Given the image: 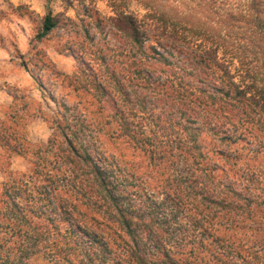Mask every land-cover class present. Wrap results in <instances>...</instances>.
<instances>
[{"label":"clouds","instance_id":"9594fccd","mask_svg":"<svg viewBox=\"0 0 264 264\" xmlns=\"http://www.w3.org/2000/svg\"><path fill=\"white\" fill-rule=\"evenodd\" d=\"M68 21L63 52L49 37ZM262 39L264 8L251 0H0V65L13 68L0 72V90L16 95L23 61L56 102L45 99L39 114L54 178L44 173L41 188L26 168L31 182L14 199L0 178V264H264V102L259 84L241 77L238 53ZM62 54L99 107L82 111L45 79L46 69L78 78L60 70ZM18 113L8 101L0 126L31 144L35 114ZM6 155V175L16 176ZM20 156L39 169L29 150ZM33 183L47 198L39 208ZM145 226L155 248L133 235ZM29 239L39 242L24 256Z\"/></svg>","mask_w":264,"mask_h":264},{"label":"rangeland","instance_id":"374dc122","mask_svg":"<svg viewBox=\"0 0 264 264\" xmlns=\"http://www.w3.org/2000/svg\"><path fill=\"white\" fill-rule=\"evenodd\" d=\"M73 31V25L71 21L67 22V27L62 25L59 29H56L52 32L49 40L55 41L59 43L61 40L64 41V44L61 45L62 51L67 52L70 51L72 39L69 36V33ZM247 48L239 49L238 53L242 57L243 63V73H241V77H247L249 81V86L259 84L260 91L264 88V57L262 54H255V50L251 43ZM57 63L59 64V68L62 72L73 74L78 73L77 79H65L62 76H57L55 73L51 72V69H46L43 73L45 79H48V76L51 74L53 82L56 84V91L58 95H64L65 89L68 92H71L72 95L68 97L70 104H80V108L82 111H87V109L91 106L90 102H95L96 106L99 107V99L97 97H93L89 94L88 90L83 86L88 84L89 81L86 77L83 76L82 73H79V66L77 62H75L74 58L68 55H60L55 57ZM88 59L96 63L92 57H88ZM18 67H15L14 71L16 73V78L13 81V88H16L18 85V89L16 90V95L13 96L11 92L0 90V107H7L8 101H12L17 104L20 108V113L23 114L25 112H31L35 114V118H29L30 120V131L33 137L31 144L18 143L13 138H11L10 133L0 126V178L10 179V176L6 175L7 169L10 167L9 159L6 155L7 152L12 153L15 156V166L19 170L17 175L22 174V172L28 168L30 169L28 174H31L35 168V165L30 164L28 160L22 158L20 154H25L29 150L30 156L33 160H36L37 163L42 164L46 170L51 171V165L46 158L50 150L54 149L55 146L47 143V137L51 135L48 130V125L45 121L39 118L40 108L45 99H47L48 103L55 106L56 102L51 99L50 96L47 95L46 92L43 91L42 87L39 85V82L36 81L35 77L31 75L30 72L27 71L22 65L23 61H18ZM249 68L250 70L258 71L260 73H246L245 70ZM242 69V65H241ZM13 71V68L6 65H0V72L3 71ZM39 88L35 96H32L31 89ZM77 89L79 91L77 92ZM95 91V90H93ZM259 92L256 95H259ZM249 95H253L251 92ZM249 99V97H247ZM63 111V109H61ZM97 120L100 119L99 115L96 117ZM41 138H44L43 142H41ZM10 143L13 145L11 146ZM15 149H20L22 152H17ZM84 164V163H82ZM85 167H87L85 165ZM54 174V172H52ZM15 175V174H10ZM214 208L220 210L221 212L225 211L220 205H213ZM162 209L157 208L153 210L154 216H159L161 214ZM175 221V216H173L172 221H165L170 224ZM7 229L0 228V232L6 231ZM177 239L183 240L185 239L184 230L181 228H176L173 233ZM134 237L139 238L143 241H150L153 248L157 246V241L155 235L152 234L149 230H147V226H145L144 230H140L139 227L136 232L133 233ZM32 244V240H28L27 247H30ZM146 249L148 245H145ZM24 254V253H23ZM33 255L31 251L28 252V256Z\"/></svg>","mask_w":264,"mask_h":264},{"label":"trees","instance_id":"16d2710c","mask_svg":"<svg viewBox=\"0 0 264 264\" xmlns=\"http://www.w3.org/2000/svg\"><path fill=\"white\" fill-rule=\"evenodd\" d=\"M251 6L253 8H255V7L264 8V0H251ZM252 46H253V49L255 50V54L256 55L261 53L262 56L264 57V39L260 40L258 45H253L252 44ZM245 72L246 73H260L258 71L250 70L249 68H247L245 70ZM241 73H243V64H242ZM262 93H264V88L261 89L259 95H257V96H259L261 101L264 102V95H262ZM247 97H249V99H252V95H249ZM15 150L17 152H19V153L22 152L20 149L19 150L15 149ZM80 163H85V162L81 161ZM39 165H40L39 169L35 167L34 170L32 171V173L28 174V175H29V177L34 178L35 181L42 188L43 186L49 184V181L46 178V176L44 175V173H48L49 175H52L53 178H54V174L52 173V171L46 170L44 167H42V164H39ZM85 165L87 167H89V165H87V164H85ZM12 176L13 177L10 176L11 178L8 179L10 183L5 186L6 187V191L13 194L12 196H10V199H14V196L19 195V191L22 194H26L27 185H28V183L31 182L30 180H25V178L23 176V173L18 175V176H15V175H12ZM35 189H36V184L33 183L32 184L31 195L35 198L34 206L39 208L41 201L44 204H47V198H46V194L45 193L37 192ZM49 190L51 191V185H49ZM38 222L40 224L48 225L47 219H42V220H39ZM5 223H7V221H5ZM48 226L51 227V225H48ZM4 227H5V229H7V225H4V224L0 223V228H4ZM39 235L42 237L43 233H40ZM29 240H32V244H31L30 247H27L28 240L25 242V246L23 248L24 256H28V252L29 251H31V253L34 254L35 251H36V245L39 242L38 239H29ZM73 240H78V237H73Z\"/></svg>","mask_w":264,"mask_h":264}]
</instances>
